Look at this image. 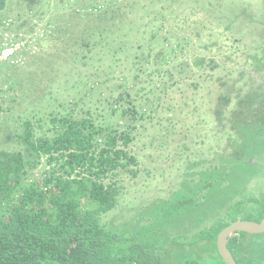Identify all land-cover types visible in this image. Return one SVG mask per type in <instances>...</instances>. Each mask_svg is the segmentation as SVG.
<instances>
[{
    "label": "trees",
    "instance_id": "16d2710c",
    "mask_svg": "<svg viewBox=\"0 0 264 264\" xmlns=\"http://www.w3.org/2000/svg\"><path fill=\"white\" fill-rule=\"evenodd\" d=\"M136 1L42 0L45 12L62 23L56 31L74 40L73 48L92 55L105 42L115 70L125 65L116 35L125 25V10ZM165 10L151 25L164 20ZM150 31L145 41L151 50L169 47L163 59L176 51L172 37H163L161 29ZM255 59L264 68V53ZM194 62L205 64L199 58ZM100 71L90 75L86 96L101 91L114 75L105 72L102 78ZM232 96L221 95L214 112L227 144L223 152L193 165L205 164L189 173L198 179L143 210L136 225L118 228L104 220L124 192L115 178L122 173L136 178L140 171L130 149L139 112L124 106L132 102L116 98V124L98 122L90 111L82 117L76 108L23 121L15 135L20 149H0V264H226L217 250L218 234L240 220L264 219V192L248 191L263 168L264 90L239 97L223 124L222 111ZM46 125L51 135L44 132ZM43 160L49 170L34 175ZM263 237L241 232L231 239L228 249L236 263L264 264Z\"/></svg>",
    "mask_w": 264,
    "mask_h": 264
},
{
    "label": "rangeland",
    "instance_id": "374dc122",
    "mask_svg": "<svg viewBox=\"0 0 264 264\" xmlns=\"http://www.w3.org/2000/svg\"><path fill=\"white\" fill-rule=\"evenodd\" d=\"M163 6L164 20L151 25ZM46 9L42 0H0V51L9 23L15 21L8 30L18 34H31L39 26L46 31L34 54H24L19 63L0 65V149H20L15 135L23 121L67 108H76L82 117L90 111L98 122L116 124L112 105L118 96H125L133 105L124 106L139 112L130 149L140 171L136 178L129 173L115 178L124 192L118 208L104 220L117 228L136 225L143 210H151L158 199L169 198L183 189V183L198 179L189 173L205 164L193 165L223 152L227 144L214 114L220 96L233 94L230 106L222 111L221 123L226 124L239 97L264 90V68L255 59L264 53V42L260 43L264 0H137L125 10V25L116 35L117 45L124 47L123 70L120 64L115 70L105 42L92 55L73 48L74 40L56 31L62 23ZM151 29H161L163 37L178 43L168 58L162 56L169 47L151 50L146 45ZM196 58L205 64L195 65ZM97 69L102 70V78L105 72L114 75L101 91L86 96L85 84ZM38 134L43 133L38 130ZM46 170L43 160L33 174L43 175ZM248 191L264 192V159Z\"/></svg>",
    "mask_w": 264,
    "mask_h": 264
},
{
    "label": "built area",
    "instance_id": "2783aa9c",
    "mask_svg": "<svg viewBox=\"0 0 264 264\" xmlns=\"http://www.w3.org/2000/svg\"><path fill=\"white\" fill-rule=\"evenodd\" d=\"M45 28L39 26L31 34H18L6 30L0 51V65L19 63L24 54H34L45 38Z\"/></svg>",
    "mask_w": 264,
    "mask_h": 264
},
{
    "label": "water",
    "instance_id": "95a60500",
    "mask_svg": "<svg viewBox=\"0 0 264 264\" xmlns=\"http://www.w3.org/2000/svg\"><path fill=\"white\" fill-rule=\"evenodd\" d=\"M241 232L253 235L264 234V219L260 222L240 220L232 223L218 234L216 242L217 250L226 264H237L231 251L228 249V243Z\"/></svg>",
    "mask_w": 264,
    "mask_h": 264
}]
</instances>
